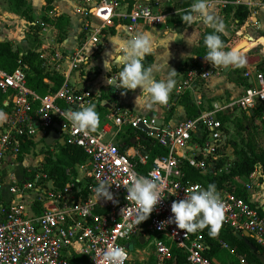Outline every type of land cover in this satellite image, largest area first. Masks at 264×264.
Segmentation results:
<instances>
[{
  "label": "built area",
  "instance_id": "built-area-1",
  "mask_svg": "<svg viewBox=\"0 0 264 264\" xmlns=\"http://www.w3.org/2000/svg\"><path fill=\"white\" fill-rule=\"evenodd\" d=\"M229 4L222 1L224 7ZM123 5L125 9L120 12ZM78 12L84 20L81 48L69 53L53 51L48 45L42 47L41 59H52L55 70L61 74H66L63 64L69 72L80 69L84 47L87 43L95 47L102 44L106 31L116 25V20L134 32L141 25L146 28L165 25L168 18L166 13L142 0H136L132 6L124 0H78ZM256 16V11H249L244 24L264 37V28ZM31 27L46 32L52 25L40 20ZM28 70L21 58L11 72L0 67V94L4 97L0 111L6 114L0 123V264H108L104 253L117 247L122 251L123 264H177L175 251L184 256L182 264H219L215 258L205 256L208 247L201 230L192 234L176 228L174 223L164 228L158 225L172 215L170 205L174 200L209 185L193 182L188 171L211 177L230 172L234 157L226 154L228 130L219 113L236 107L264 127V66L242 74L246 86L230 105L215 106L175 126L159 124L154 117L114 106L106 115L115 126L110 137L105 128L81 132L60 114L97 105L100 95L65 81L56 92L42 96L27 85ZM218 72L203 56L197 57L194 66L179 75L172 100L180 99L198 82H206ZM59 121L62 145L79 148L86 157L84 163L75 166L76 177L67 170L68 180L59 188L50 178L49 169L29 170L23 180L5 169V165L14 167L22 162L19 158L28 154L24 148L37 133ZM124 129L133 131V154L115 142ZM147 145L151 148L145 152ZM154 147L167 152L151 161ZM131 173L154 179L163 196L149 217L138 225L134 223L138 208L125 199ZM250 177H234L226 186H215L224 205L221 223L236 236L248 235L264 253V218L260 215L264 204L250 197L256 188L264 190V182L261 174L254 181ZM51 181L53 188L49 187ZM100 181L111 183L109 190L116 203L97 199L94 190ZM238 187L246 191L247 199L237 195ZM5 188L10 200L2 196ZM82 190L85 193L80 197ZM29 192L34 194L31 208L23 202ZM13 197L22 200L14 202ZM229 251L237 256L239 264H249L233 250Z\"/></svg>",
  "mask_w": 264,
  "mask_h": 264
},
{
  "label": "crops",
  "instance_id": "crops-1",
  "mask_svg": "<svg viewBox=\"0 0 264 264\" xmlns=\"http://www.w3.org/2000/svg\"><path fill=\"white\" fill-rule=\"evenodd\" d=\"M148 1L150 0H142L143 3L167 14L168 18L165 25L154 28H146L141 25L138 26L134 32H130L122 21L116 20V25L106 31L102 44L95 47L91 43H87L84 47L80 60V69L69 72L67 71V65H62L66 74L58 73L55 70V64L52 62V59L44 58L43 60L46 72L58 74L64 79V82L67 81L71 86L100 95L101 99L96 105V111L99 115V125L97 128H105L109 131V137L110 134L112 135L115 132V126L106 119V115L114 106L130 110L134 114H145L148 117H154L159 124L168 126H175L179 122L190 118L185 108L180 105L181 98L175 101L172 100L173 92L177 83L180 81V67L185 64L189 65V67L194 66L196 58L199 57L197 55L199 42L202 31L206 29L207 26L203 24L192 26L183 22L182 11L174 8L179 0H153L152 3H148ZM222 1L223 0H208V3H212V15L217 21H222L224 23L225 30L234 33L235 37L232 39L240 38V44L244 42L248 44L247 48L245 47L239 51L245 57L246 63L242 66L244 70H242V67L226 66L223 71L220 72V66H216L219 69L216 76L211 77L206 82H198L190 92H187L198 108L197 115L202 111L213 110L215 106L222 108L230 105L241 95L243 88L246 86L242 74L245 71H253L255 68H262L264 66L263 35L261 33L257 34L244 23L238 25L237 21L234 19V12L226 16L223 12L225 7L222 5ZM25 2L32 10V19L28 21L30 30H40L38 28H32L31 24L40 20L45 21L44 19L49 20L50 22H46L52 25L50 30L46 32L39 31L38 33L42 41L39 53L42 52V47L46 45L51 46L53 51L59 50L69 53L83 46L84 37L82 34V25L84 20L82 16H78L74 13V8L76 7L78 9V0H25ZM229 2V5L232 6L234 11L239 5L245 6L249 11H256V17L264 28V0H232ZM124 9L125 7L123 5L119 11L123 12ZM0 13H2V10H0ZM60 16L65 17L67 21L64 23V26L66 24V29L62 31L64 35H62L63 37L60 38V43L58 44L54 42V34L52 33L57 31L53 21ZM194 30L198 35H191ZM137 32H146L150 36L153 47L151 53H153L154 56V61L150 67L154 69L155 78L161 79L164 75L163 70L167 67L176 71L175 79L177 83L170 93L168 101L163 105H153L148 108H145L143 105L136 106L135 98L141 91L139 86L135 90L124 92L123 95L121 94V92L124 91L122 89L115 88V93L109 91L111 84L108 83V78L110 76L112 78L117 77L119 68L113 65L111 73L105 70L104 60L109 58L106 53L114 50L113 45H119L122 41ZM237 33H239V36ZM228 38L231 39V37ZM187 39L191 41L190 44L187 43ZM23 43V46L20 44L14 45L17 46V50L21 55L30 50V48H27L28 44L25 39H23ZM87 49H89L88 53ZM88 64L90 65L89 67ZM238 69L240 71L239 73L237 72ZM46 83L50 86L53 85L48 79H46ZM170 104H172L171 109L167 110L166 107ZM229 110H231V108L222 111L218 116L227 115ZM250 118L248 117V119ZM59 123L60 121L56 122L54 126ZM54 126L45 131H39L34 140L27 145L26 152L28 154L23 158V161L17 163L14 167L5 165V169L14 172L21 180L27 177L29 170H40L43 168L50 170L51 164L47 163V158L53 156L55 159L60 147L63 146L59 134L60 128L55 130ZM126 130L129 129H124V132L118 135L115 142L121 146L122 149L133 154L134 147L131 149L133 146L132 138L129 140L128 145L126 140L129 138L130 134H126ZM49 137H51V139H49ZM47 139H49L50 144L46 142ZM150 148L151 147L147 145L145 152L149 151ZM151 155L152 152L150 153V158ZM28 159L30 163L27 164L26 160ZM11 168H14V170ZM2 196L5 200L11 199V195L6 188L2 192ZM13 198L14 202L22 200V198L19 197ZM33 198L34 194L29 192L24 196L23 202L30 205L34 200ZM253 199L262 205L264 204V194L262 193L254 195Z\"/></svg>",
  "mask_w": 264,
  "mask_h": 264
},
{
  "label": "clouds",
  "instance_id": "clouds-1",
  "mask_svg": "<svg viewBox=\"0 0 264 264\" xmlns=\"http://www.w3.org/2000/svg\"><path fill=\"white\" fill-rule=\"evenodd\" d=\"M182 21L187 25L203 24L211 28L212 31L204 36L203 44L206 53L203 59L212 66H234L242 67L246 59L237 49L225 50L222 35H226L225 25L222 21H217L211 12L208 0H193L189 11L182 17ZM191 35H198L195 30ZM187 43L191 41L187 39ZM114 50L106 53L109 57L104 60V68L111 73L112 66L119 68L117 78H108L109 84H114L115 88L124 92L135 90L139 86L140 94L135 98V105H143L145 108L153 105H163L168 101L169 95L175 87L176 71L167 67L163 70L161 79H156L154 69L144 65L146 54L153 51L150 36L146 32H137L119 45H113ZM89 49H87V53ZM90 65L88 64V67ZM64 119L81 132L88 133L95 131L99 125V115L96 111L95 103L60 113ZM6 119V114L0 111V123ZM258 170L260 164L255 166ZM111 183L100 181L95 188L97 199L106 201H116L113 193L109 190ZM163 198L161 186L154 180L144 175L131 173V181L126 187V200L135 203L138 214L134 223L138 225L146 220L155 206ZM223 202L214 184H209L206 189L196 188L191 190L182 199L174 200L170 205L171 216L167 221H161L159 228H164L166 224L174 223L176 228L187 233H194L198 230L209 228L208 234L215 236L220 228L223 218ZM108 264H123V254L120 248H112L104 253Z\"/></svg>",
  "mask_w": 264,
  "mask_h": 264
},
{
  "label": "trees",
  "instance_id": "trees-1",
  "mask_svg": "<svg viewBox=\"0 0 264 264\" xmlns=\"http://www.w3.org/2000/svg\"><path fill=\"white\" fill-rule=\"evenodd\" d=\"M9 3H14L17 7L24 6L26 4L25 0H7ZM136 0H124L129 6H132ZM232 1V0H226ZM153 0L148 1V3H152ZM193 0H179L174 8L176 10L182 11V17L187 14L189 11V7ZM223 12L226 16L230 15L234 12V19L237 21L238 25H242L249 15V10L243 6L239 5L236 7L235 11L232 6H225ZM45 21H49L45 19ZM66 18L63 16L57 17L53 24L56 28H62L65 23ZM50 22V21H49ZM212 31L211 28L207 27L202 31V36L199 42V48L197 50L198 56H204L206 53V48L203 44L204 36ZM221 39L224 41L225 50L236 48L240 43L241 39H230L226 35H222ZM21 58L22 61L28 65L29 70L27 72V85L36 91L38 94L45 96L49 93L56 92L64 83V79L58 74L46 72L45 67L43 65V60L39 58V54L29 50L24 54H20L18 50H14V46L8 42H0V67L11 72L17 66V60ZM154 61L153 53L146 54L145 59L143 61L144 65L150 67ZM190 68L189 65L185 64L180 67L179 73H185L186 70ZM46 79L53 83L52 86L46 83ZM3 95L0 94V106L3 107ZM180 105L183 106L186 110L188 117L192 118L197 116L198 108L195 106L194 102L191 100L190 96L186 93L180 99ZM220 120L226 122L227 119L225 116H219ZM248 130V129H246ZM126 134H130L129 138L126 140L129 145V140L133 136L132 130H126ZM27 148H24V151ZM124 150V149H123ZM166 149L155 147L152 151L151 161L156 155H164L166 154ZM20 161H23L22 156L19 158ZM86 161V157L81 151V149L70 146H62L58 154L55 156H49L47 158V163L51 164L50 168V178L54 179L55 184L59 188H61L68 178L65 176L67 170H70L74 177H76V172L74 170L77 164L84 163ZM150 161V162H151ZM260 164L264 166V149L260 148L255 141L250 137L246 144V149L241 152V154L237 157L234 156V160L232 161V168L230 172H224L218 177L211 176H203L193 171H188L190 175V179L193 182H200L203 184H214L216 187L221 188L223 186L228 185V182L234 177H250L252 173L255 171V166ZM261 181L264 182V167L260 168ZM235 192L237 195L243 196L247 199V193L241 187H238ZM85 190L79 194L80 197H83ZM260 215L264 218V209H260ZM209 228L206 226L201 230L203 239L206 243L208 249L206 250L205 256L209 259H213L214 257L219 256V250H222V244L225 243L231 250L237 253L239 256L245 258V260L249 264H262L256 256L252 253L250 248L244 241H240L235 234L231 232V230L225 227L222 223L220 224V228L218 233L215 236H210L208 234ZM193 234V233H192ZM249 241L257 247L256 243L249 239ZM259 254L264 256V253L257 247ZM174 257L176 258L177 264H182L184 262V256L181 255L179 251L174 252Z\"/></svg>",
  "mask_w": 264,
  "mask_h": 264
},
{
  "label": "rangeland",
  "instance_id": "rangeland-1",
  "mask_svg": "<svg viewBox=\"0 0 264 264\" xmlns=\"http://www.w3.org/2000/svg\"><path fill=\"white\" fill-rule=\"evenodd\" d=\"M0 10H2V13H0V42H8L13 46L19 44L23 46V39H25L28 44L27 48H30L31 51L38 53L39 58L41 59L43 52L39 53V49H41L42 41L39 38L40 35L38 33L42 30H30L28 21L32 19L31 8L28 7L27 4L17 7L14 3H9L7 0H0ZM74 13L78 16L80 15L76 7L74 8ZM64 29H66V24L65 26L63 25L62 28H57V31L52 33L54 34L53 39L55 43H60V38L64 35L62 32ZM225 31L226 35L231 37V39L235 37L234 33L227 30ZM237 35L239 36V33H237ZM220 68V72H222L225 67L220 66ZM242 70H244L243 67ZM237 72H240L239 69ZM225 118L227 119L226 128L228 130V145L226 146V154L229 158L239 156L241 152L246 149V144L250 137H252L260 148L264 149V127L259 124L258 120L248 119L246 114L238 110L236 107L229 110V113L225 115ZM26 162L27 164L30 163L29 159L26 160ZM11 169L14 170V168ZM259 175L260 169L258 170L255 168V171L251 176L253 179L252 181L257 180ZM244 180L246 181V178H244ZM256 189L254 190L253 195H250L252 200H255L253 199V196L258 193L264 194V190H258V188ZM224 244L225 243L222 244V250H219V256L214 258L219 262V264H239L237 256L231 255L229 251L231 248H225Z\"/></svg>",
  "mask_w": 264,
  "mask_h": 264
},
{
  "label": "water",
  "instance_id": "water-1",
  "mask_svg": "<svg viewBox=\"0 0 264 264\" xmlns=\"http://www.w3.org/2000/svg\"><path fill=\"white\" fill-rule=\"evenodd\" d=\"M244 44H247V43L244 42V43L240 44L239 46H237L235 49H237L238 51L244 49V48H245V46H243ZM14 50H17V46H14ZM79 89H82V88H79ZM109 91H111L112 93H115V92H116V89H115L114 84H111V85H110V89H109ZM251 114L253 115V112H252V111H251ZM61 125H62L61 122H60L59 124H56V125L54 126V129H55V130H58V129L60 128ZM141 128H142L143 130H146L145 127H144L143 125H141ZM49 139H51V137H49ZM49 139L46 140V142H47L48 144H50ZM49 187H50V188H53V186H52V181L49 182ZM236 237H237L240 241H244V242L247 244V246L250 248V250L252 251V253L254 254V256H256L257 259H258L262 264H264V256L261 255V254H259V252H258L256 246H254V245L249 241V237H248V235H246V234H245L244 236H242V235H237ZM141 241H142V240H141Z\"/></svg>",
  "mask_w": 264,
  "mask_h": 264
},
{
  "label": "bare ground",
  "instance_id": "bare-ground-1",
  "mask_svg": "<svg viewBox=\"0 0 264 264\" xmlns=\"http://www.w3.org/2000/svg\"><path fill=\"white\" fill-rule=\"evenodd\" d=\"M243 46H245L247 48L248 47V44H244Z\"/></svg>",
  "mask_w": 264,
  "mask_h": 264
}]
</instances>
